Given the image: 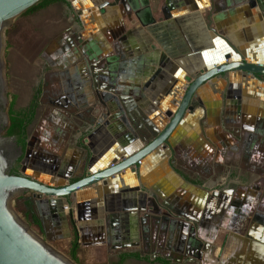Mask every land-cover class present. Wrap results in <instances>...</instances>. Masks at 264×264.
<instances>
[{"label":"crops","instance_id":"0c3cea01","mask_svg":"<svg viewBox=\"0 0 264 264\" xmlns=\"http://www.w3.org/2000/svg\"><path fill=\"white\" fill-rule=\"evenodd\" d=\"M136 1L132 10L121 1L68 0L20 25L17 32L31 36L19 45L11 81L15 109L36 108L23 159L30 177L67 184L140 150L147 140L136 124L162 129L189 74L224 62L232 46L264 62V0ZM107 65L113 78L105 82L99 73ZM261 78L233 72L207 82L170 135V155L160 148L106 184L47 202V232L69 248L76 231L79 264H136L131 256L154 263L174 241L165 248L155 241L153 201L173 233L196 226L198 264H264ZM176 256L171 263L185 262Z\"/></svg>","mask_w":264,"mask_h":264},{"label":"water","instance_id":"95a60500","mask_svg":"<svg viewBox=\"0 0 264 264\" xmlns=\"http://www.w3.org/2000/svg\"><path fill=\"white\" fill-rule=\"evenodd\" d=\"M40 1L0 0V264H78L72 257L65 255L53 246L21 216L13 206L15 198L32 193L37 199L44 197L46 202L57 205L61 203V199H68L81 190L89 189L100 182L106 184L110 177L123 170L140 166L142 160L160 148L170 155L168 150L170 135L187 115V112L196 106L195 98L199 88L209 81L213 83L220 78L227 79L233 72H243L259 79L264 77V62H252L244 57H239L238 49L232 46L233 51L225 55L224 62L210 63L202 70L189 74L181 100L177 102V108L174 111H166L164 114L166 118L162 119L164 124L162 129L152 128L149 125L144 128L141 124H136L135 127L140 136L147 140L143 148L129 156L113 159L104 169L87 172L85 176L74 182L50 185L45 179L30 177L23 160L20 172H12L25 154L22 146L18 143L17 136L5 135V130L10 124L9 85L5 58L6 32L18 17ZM66 1L68 2V0ZM120 1L124 4L128 3L132 10L137 8L136 0H114L115 4ZM249 1L252 6H256L258 3V0ZM261 5L264 10V3ZM77 24L78 29L82 28L80 22ZM80 32L81 30L77 31V36L82 38ZM104 69L103 74L99 73V75L105 82H108V78H113V71L108 65ZM213 195L217 196V193ZM158 214L159 211L158 213L154 212L153 216L159 221L162 217H158ZM165 217L163 219L168 221ZM182 225H185V229L187 228L186 224ZM195 229L196 226L191 228L192 236H194ZM197 244L198 247H203V243L197 242Z\"/></svg>","mask_w":264,"mask_h":264},{"label":"flooded vegetation","instance_id":"af4514ba","mask_svg":"<svg viewBox=\"0 0 264 264\" xmlns=\"http://www.w3.org/2000/svg\"><path fill=\"white\" fill-rule=\"evenodd\" d=\"M37 71H38V75L42 76V74L45 72V68L42 67V66L41 67L39 66V67H37ZM40 93L41 92H37V95L39 94V98L41 97ZM35 110H36V108H35ZM18 142H19V139H18ZM28 145H29V137L27 138L26 146L23 149L25 156L28 153L27 152L28 151ZM25 156H23L18 161L17 166L12 170V172H15V173L20 172L21 162L25 158ZM18 165H20V166H18ZM21 197H23V196H21ZM24 197L27 198V202L32 203L33 207L34 208L36 207V209L38 211H40V214L43 215V217H40V218H42V221H41L42 222V226H43V228L48 229L49 225L47 224L46 219H49L51 221H52V219H51L50 216L48 217V214H47L48 212L46 210L47 202L44 200L45 198L43 197L42 199H37L32 193H28ZM17 198H19V197H17ZM150 204L151 205L149 206V213L147 215V218L151 220V222H152L151 225H152L153 223H155V221L157 222V220L154 219L155 217L153 216V213L154 212L158 213L159 210L155 206L153 201H151ZM24 209L28 210L26 207ZM163 217L164 216H162V218H160L159 224H155V225H158L157 227L159 228L158 232L156 234L154 233L155 241L158 244L163 245L162 248H165L167 246V244H172L173 241H174V247H173V249L171 248V250L162 249L161 250V252H162L161 258L162 259H160L159 261H155L154 263H150V264H173L174 261L177 260V256H176L177 252L178 253H183V255L184 254L186 255L184 257V261L185 262L183 264H198V262H197V248H198V244L196 242L195 237L192 236V232H191L192 226L186 225L187 228L185 229V225L180 224L179 225V231H178V233L175 234V231L173 233V231L171 230V225H172L171 221H169V220L165 221V219H163ZM153 226H154V224L152 225V227ZM176 226H177V224H176ZM186 232H187V235H186ZM71 247H72V243H71V245L69 247L70 248V250H69L70 255H71V249H72ZM78 248H79V242H78ZM77 252H78V249H77ZM77 252H76V257H77ZM128 259L134 260V262L136 264H148V262L145 261L144 257L137 258L135 256H131ZM165 260H168V262H166ZM171 262H173V263H171Z\"/></svg>","mask_w":264,"mask_h":264},{"label":"trees","instance_id":"16d2710c","mask_svg":"<svg viewBox=\"0 0 264 264\" xmlns=\"http://www.w3.org/2000/svg\"><path fill=\"white\" fill-rule=\"evenodd\" d=\"M66 2H67L66 0H41L39 3L31 7L30 9H28L23 15H31L53 4L66 3ZM8 111H9V116H10V124L5 130V135L17 136V138L19 139L18 143L24 149L26 146V140L28 138L27 130L35 116V105H33L27 110L21 111V110L15 109L14 100H11ZM24 204H25L24 206L28 210H26L25 213H23V215L29 220V223L31 225L38 227L39 229L38 231L42 235L47 236V229L43 228L42 222H41L42 218H40V216L38 215L36 209L33 207V204L27 201ZM78 242H79L78 234L75 231L74 238L72 241V247H71L72 248L71 257L75 261L77 260L76 252L78 249Z\"/></svg>","mask_w":264,"mask_h":264},{"label":"rangeland","instance_id":"374dc122","mask_svg":"<svg viewBox=\"0 0 264 264\" xmlns=\"http://www.w3.org/2000/svg\"><path fill=\"white\" fill-rule=\"evenodd\" d=\"M29 15H21L20 17H18L13 25L7 30L6 32V51H5V58H6V64H7V80H8V98L9 101L11 102V100H13L14 97V93H13V84L12 81L13 77H14V70H13V60L16 57L17 52H19V45L21 43L25 42V38H29L31 35H29L30 33L25 30H21L22 32L18 33L17 31H19L20 25L22 23H26L27 27L29 28ZM24 27V28H27ZM12 80V81H11ZM21 198H15V200L13 201V206L15 207V209L21 214V216L27 221L29 222V220L23 215L21 208H25V206H23V202L20 200ZM31 225V224H30ZM37 232H39L38 227L31 225ZM40 233V232H39ZM41 234V233H40ZM42 235V234H41ZM53 246H55L59 251H61L62 253H64L65 255L71 257L70 255V248L67 247V239L65 241L63 240H56L52 238V234H49L47 232V236L43 235ZM79 264V263H78Z\"/></svg>","mask_w":264,"mask_h":264}]
</instances>
